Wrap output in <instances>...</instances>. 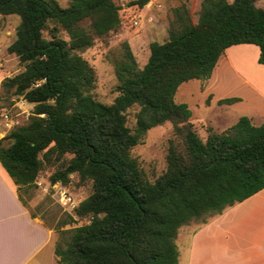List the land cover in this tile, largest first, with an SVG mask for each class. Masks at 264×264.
I'll return each mask as SVG.
<instances>
[{
    "label": "trees",
    "instance_id": "obj_1",
    "mask_svg": "<svg viewBox=\"0 0 264 264\" xmlns=\"http://www.w3.org/2000/svg\"><path fill=\"white\" fill-rule=\"evenodd\" d=\"M256 1L202 0L196 24L184 2L173 8L167 41L149 45L142 68L126 47L114 66L118 95L102 104L92 94L94 69L81 53L120 28L114 1L70 0L61 7L56 0H0V15L19 17L8 52L24 68L3 86L33 104L29 122L9 133L6 147L0 142V164L18 190H27L42 160L70 155L49 182L67 185L77 174L91 183V194L74 210L88 222L68 231L61 230L65 220L55 227L58 264H179L181 227L205 223L264 189V125L242 116L222 133L207 127L202 140L188 106L174 100L181 84L209 78L231 46H257L264 65V9ZM59 29L68 40L57 36ZM133 107L131 131L126 113ZM164 122L175 139L166 170L150 182L131 149Z\"/></svg>",
    "mask_w": 264,
    "mask_h": 264
},
{
    "label": "rangeland",
    "instance_id": "obj_2",
    "mask_svg": "<svg viewBox=\"0 0 264 264\" xmlns=\"http://www.w3.org/2000/svg\"><path fill=\"white\" fill-rule=\"evenodd\" d=\"M56 1L61 7H67L70 2ZM113 1L119 8L120 28L104 37L96 38L93 46L81 53L94 69L96 80L92 94L102 104L112 103L118 95L114 66L121 59L126 47L132 52L138 68H142L149 57V45L152 42L167 41L172 9L184 2L191 21L196 24L202 0H148L143 6L136 4L138 0ZM255 5L264 9V0H257ZM135 21L137 25H134ZM18 24V16L0 15V142L3 147L11 142L9 133L26 125L33 116V104L13 95L12 91L3 86L6 79L14 77L24 69L17 57L8 52V47L16 38ZM57 36L68 40L66 33L60 29ZM43 37L51 39L48 30L43 31ZM258 55L259 49L255 45L231 46L220 57L209 78L190 80L179 86L174 100L178 104L188 106L191 111L190 122L202 140L206 138L207 127L215 133H222L242 116L248 117L255 126L264 125V65L258 63ZM225 98L239 100L229 105L218 103V100ZM136 112L137 108L133 107L126 113L127 126L131 131L135 127ZM173 139L175 137L172 124L164 122L149 129L131 149L132 157L137 160L148 181L153 182L166 170L168 144ZM69 159L70 155L61 158L53 155L48 160H42L35 186L19 190L20 199L30 214L40 218L53 230L55 243L59 235L55 227L60 221H67L61 228L63 231L88 222L87 218L79 219L74 210L91 194V183L81 182L77 174L70 176L67 185L49 182V176L57 170H62ZM61 194L70 198L72 206L60 202ZM68 217H71L73 222H69ZM209 218L206 217L205 221ZM201 224L200 221L191 222L179 230L176 239L179 264H187L193 254H197L198 248L212 252L221 248L220 250L227 254L223 255L224 258L231 260L232 252L228 250L225 239H214L212 244L207 242V246L205 243L196 246L192 236L188 238ZM209 264H215L214 257L209 258Z\"/></svg>",
    "mask_w": 264,
    "mask_h": 264
},
{
    "label": "crops",
    "instance_id": "obj_3",
    "mask_svg": "<svg viewBox=\"0 0 264 264\" xmlns=\"http://www.w3.org/2000/svg\"><path fill=\"white\" fill-rule=\"evenodd\" d=\"M190 236L196 246L225 239L232 256L224 258L221 248H198L187 264H209L210 257L215 264H264V189L210 217ZM54 245L55 233L30 214L0 164V264H58Z\"/></svg>",
    "mask_w": 264,
    "mask_h": 264
},
{
    "label": "built area",
    "instance_id": "obj_4",
    "mask_svg": "<svg viewBox=\"0 0 264 264\" xmlns=\"http://www.w3.org/2000/svg\"><path fill=\"white\" fill-rule=\"evenodd\" d=\"M137 21L134 22V25H137ZM60 202L63 204V205H71L72 206V202L70 200V198L66 197L65 194H61L60 195Z\"/></svg>",
    "mask_w": 264,
    "mask_h": 264
}]
</instances>
